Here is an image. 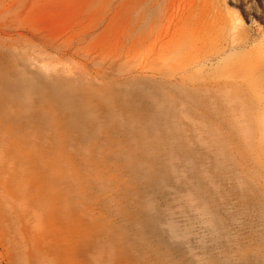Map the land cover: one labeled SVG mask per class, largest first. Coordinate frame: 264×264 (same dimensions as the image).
Returning a JSON list of instances; mask_svg holds the SVG:
<instances>
[{"label":"rangeland","instance_id":"1","mask_svg":"<svg viewBox=\"0 0 264 264\" xmlns=\"http://www.w3.org/2000/svg\"><path fill=\"white\" fill-rule=\"evenodd\" d=\"M0 264H264V0H0Z\"/></svg>","mask_w":264,"mask_h":264}]
</instances>
